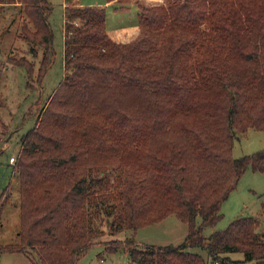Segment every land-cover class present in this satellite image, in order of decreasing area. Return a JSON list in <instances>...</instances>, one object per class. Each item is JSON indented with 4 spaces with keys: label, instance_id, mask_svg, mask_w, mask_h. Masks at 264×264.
I'll return each mask as SVG.
<instances>
[{
    "label": "trees",
    "instance_id": "obj_1",
    "mask_svg": "<svg viewBox=\"0 0 264 264\" xmlns=\"http://www.w3.org/2000/svg\"><path fill=\"white\" fill-rule=\"evenodd\" d=\"M5 4L23 11L20 37L34 56L42 48L40 80L53 56L51 6ZM105 20V6L64 5L63 76L20 137L18 240L0 252L72 264L103 225L115 235L174 213L187 224L178 244L100 242L134 264H264L256 216L203 234L245 169L264 172V149L232 155L236 138L264 129V0L141 6L139 33L127 42L113 40ZM7 62L34 74L25 56Z\"/></svg>",
    "mask_w": 264,
    "mask_h": 264
},
{
    "label": "rangeland",
    "instance_id": "obj_2",
    "mask_svg": "<svg viewBox=\"0 0 264 264\" xmlns=\"http://www.w3.org/2000/svg\"><path fill=\"white\" fill-rule=\"evenodd\" d=\"M68 1L79 5L90 0H48L51 6L48 19L53 33V56L49 68L40 80L36 79V75L42 48L35 47L37 53L34 56L31 46L20 37L23 11L18 5H0V195L5 191L0 209L1 244L18 240L19 182L9 157L13 155L16 158L21 135L34 125L40 108L45 106L50 93L63 76V13L64 5ZM92 1L103 3L105 0ZM170 1L117 0L106 3V27L110 29L136 21L141 6L168 4ZM8 56H25L33 61V76H28L24 66L7 62ZM261 149H264V129L251 128L235 139L232 155L236 157ZM221 213L222 216L215 225L203 227L204 236H208L215 229L226 227L234 218L248 215L259 219L260 226L256 231H264V172L254 171L248 166L223 200ZM199 222L200 217L197 216L196 223ZM102 228L105 233L98 238L99 242L89 246L72 264H134L130 263L126 252L109 251L100 241L132 237L139 247L150 243L178 244L187 233V224L174 213L135 230L126 229L115 235L109 234L105 225ZM192 250L203 254L208 261V256L202 249L193 247ZM230 255L239 259L242 257L238 252ZM0 264L32 263L21 253L3 252L0 253Z\"/></svg>",
    "mask_w": 264,
    "mask_h": 264
},
{
    "label": "crops",
    "instance_id": "obj_3",
    "mask_svg": "<svg viewBox=\"0 0 264 264\" xmlns=\"http://www.w3.org/2000/svg\"><path fill=\"white\" fill-rule=\"evenodd\" d=\"M115 1H117V0H111V1L105 0L103 3H101V2H96V1L90 0V1L85 2V3H80L79 5H100V6H106L105 5L106 3H109V2L114 3ZM125 8H128V7H125ZM106 31H107V34L113 40H115L117 42L130 41L131 39L135 38L138 35V33H139L138 18H137L136 21L133 20V22H131L129 24H126V25H120V26H116V27H113V28H110V29L106 27ZM0 225H2V223ZM0 253H3V252H0ZM9 253H21L26 258H28L23 252H9ZM28 260H29V258H28Z\"/></svg>",
    "mask_w": 264,
    "mask_h": 264
},
{
    "label": "built area",
    "instance_id": "obj_4",
    "mask_svg": "<svg viewBox=\"0 0 264 264\" xmlns=\"http://www.w3.org/2000/svg\"><path fill=\"white\" fill-rule=\"evenodd\" d=\"M75 23H76V22H75ZM14 160H15V156L11 155V156L9 157V162L13 163Z\"/></svg>",
    "mask_w": 264,
    "mask_h": 264
}]
</instances>
